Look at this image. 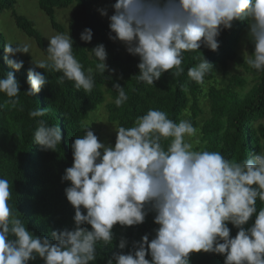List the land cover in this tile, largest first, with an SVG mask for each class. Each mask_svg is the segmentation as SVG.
Masks as SVG:
<instances>
[{"label": "clouds", "instance_id": "1", "mask_svg": "<svg viewBox=\"0 0 264 264\" xmlns=\"http://www.w3.org/2000/svg\"><path fill=\"white\" fill-rule=\"evenodd\" d=\"M111 10L109 15L107 8L99 9L109 20V39L139 58L135 77L147 85L173 69L171 74L180 76L185 52L202 47L217 51L222 31L242 20L248 22L246 36L253 46L243 58L251 68L264 71V0H115ZM80 39L91 43L92 29H84ZM48 42L47 60L33 62L28 70L25 94L33 96L44 88L47 77L37 69L48 68L63 74L57 83L67 79L90 93L94 69L85 71L74 56L71 34L57 33ZM30 47L5 44V59L14 72L24 67L16 57L30 53ZM91 55L96 71L115 73L106 63L104 44L92 48ZM213 70L202 54L188 77L203 84ZM14 72L0 78V93L12 108L20 94ZM113 88L120 107L128 95L118 82ZM47 111L37 108L29 116L41 118ZM37 124L34 143L54 151L63 139L61 128L44 119ZM82 127L85 134L71 145L73 164L61 177L70 182L65 195L74 208V227L35 235L13 214L9 182L0 178V264H30L37 258L44 264H92L97 244L113 243L114 226L142 225L150 212L158 225L154 237L144 235L127 252L128 241L121 239L120 251L107 264H191V255L201 252L222 255L224 264H264V208H256L258 199L264 202V150L240 162L220 152L195 151L186 137H196L199 130L189 120L177 123L153 109L137 117L134 126L116 128L114 146L101 142L87 125ZM166 138H171L167 150L161 144ZM229 224L238 229L235 237Z\"/></svg>", "mask_w": 264, "mask_h": 264}, {"label": "trees", "instance_id": "2", "mask_svg": "<svg viewBox=\"0 0 264 264\" xmlns=\"http://www.w3.org/2000/svg\"><path fill=\"white\" fill-rule=\"evenodd\" d=\"M97 0H39L41 10L50 18L52 27L58 33L71 34L73 39V54L83 65L85 71L94 69L95 86L90 93L77 90L73 81L67 79L62 84L57 83L62 76L51 68L37 69L46 77L48 83L33 96H28V70L34 65L24 64L19 72H14L6 62L4 46L6 38L0 28V78L8 72H14L20 86L19 103L12 108L8 97L0 93V178L9 182L11 197L8 201L13 214L25 222L29 231L37 236L50 235L51 231L71 229L74 227V208L67 201L65 188L70 182H62L65 169L73 164L71 145L75 138L85 134V128H92L100 140L99 132L89 123L91 114L105 102V94L111 101L106 104L108 120L117 127H132L137 117L145 115L150 109L163 111L168 118L179 123L189 120L200 130L198 145L195 151L220 152L226 159L243 161L251 157L253 152L264 150V71L251 68L240 56V39L248 27L247 20L237 21L231 30L222 31L218 37L220 47L213 52L205 47L199 50L185 52L180 76L171 72L162 74L154 85H147L135 76L139 74L137 67L139 58L130 55L115 42L109 39V26L98 16L94 9ZM109 5L115 0H108ZM16 0H0V13L14 8ZM76 5L68 28L57 20V10H63ZM17 26L30 38L37 41L45 52L47 46L41 33L34 27L32 21L13 12ZM1 24V19H0ZM1 26V25H0ZM93 31L91 43H84L80 35L84 29ZM104 44L107 50V65L114 69L112 74H104L95 70V58L91 49L97 44ZM251 53L253 46L249 41ZM203 56L214 65V70L206 75L204 83L192 81L188 77V69L200 62ZM50 63V62H49ZM238 63L252 76V82L245 77L231 76L227 85L219 87L216 83L217 70L228 74L229 65ZM125 87L128 100L117 107L115 100L118 92L114 83ZM213 82L208 89L210 116L200 121L205 114L201 105V94L205 87ZM250 85V88L247 86ZM187 89V90H185ZM48 109L45 116L32 118L29 112L37 109ZM189 113L188 118L185 113ZM38 119H44L49 125L61 128L63 139L54 151H45L34 143V133ZM113 145L116 136L112 139ZM171 138L162 139V147L167 150ZM257 212L264 208V202L257 200ZM154 213L150 212L142 225L133 227L114 226V240L111 245L97 244L96 260L92 264H107L113 254L119 252L121 239L128 241L125 252L132 249L133 242L140 241L144 235L153 238ZM255 217L246 227H250ZM230 235L235 237L238 229L229 224ZM90 229V225L87 226ZM150 259V257H149ZM30 264H44L37 258ZM191 264H224L222 255L213 253H193Z\"/></svg>", "mask_w": 264, "mask_h": 264}, {"label": "rangeland", "instance_id": "3", "mask_svg": "<svg viewBox=\"0 0 264 264\" xmlns=\"http://www.w3.org/2000/svg\"><path fill=\"white\" fill-rule=\"evenodd\" d=\"M16 5L14 8L9 10H5L0 13L1 19V32L4 34L6 38V43L10 42L13 46L21 43H28L30 47V53L28 54H18L16 58L23 61L24 64L34 65L33 62L46 61L47 60V52L42 50L38 45L37 41L33 38L28 37L16 24V19L13 15V12L16 14L26 17L28 20L32 21L34 27L41 33L42 38L46 46L48 47V40L57 34L58 32L52 27L50 18L41 10L39 0H16ZM75 4L71 7L63 10H57V20L64 26L66 29L68 28L69 21L72 15V12L75 8ZM107 8L109 10V15L112 14L111 7L109 5L108 0H97L94 6L95 11L98 16L109 26V20L107 17H104L100 14L99 9ZM248 28V27H247ZM247 28L245 29L241 39H240V56L243 58V54L245 51L249 52L248 43H247ZM118 44L125 53H127L125 46L120 42H115ZM250 54V52H249ZM240 76L245 77L250 82H252V76L249 74V71L246 70L238 63H231L229 65L228 74H224L221 69L217 70L215 83L219 87H224L227 85V80L231 76ZM213 84V82L209 83L204 90V93L201 94V105L205 111V114L201 116L200 121L210 116V104L208 99V89L209 86ZM249 84L247 88H250ZM111 101L110 96L105 94V102L101 104L97 111L91 114L89 123L96 129L100 134V141L105 143L106 145H113V137L116 136L115 129L118 128L115 123H111L108 120V111L106 108V104ZM190 114L185 113V117L188 118ZM199 130V129H198ZM200 138V130L196 137H186L188 142L193 144V148H195ZM114 146V145H113Z\"/></svg>", "mask_w": 264, "mask_h": 264}]
</instances>
